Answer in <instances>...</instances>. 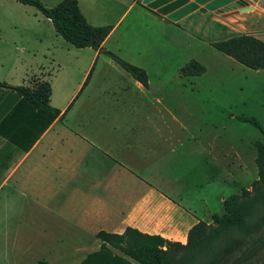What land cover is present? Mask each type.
Returning a JSON list of instances; mask_svg holds the SVG:
<instances>
[{
    "label": "rangeland",
    "instance_id": "rangeland-1",
    "mask_svg": "<svg viewBox=\"0 0 264 264\" xmlns=\"http://www.w3.org/2000/svg\"><path fill=\"white\" fill-rule=\"evenodd\" d=\"M36 1L50 9L61 0ZM243 1L246 5L242 7H224L217 13H200L186 21L170 22L147 9L141 0H76L89 25L111 27V36L94 62L92 49H77L64 42L36 8L0 0V82L31 87L42 77L49 84V105L59 110L92 69L87 78L91 85L76 100L70 125L87 123L88 116L82 112L88 110V104L97 107L90 124H119L114 116L103 117L110 113L104 94L120 86L130 87L122 79L130 75L105 55L110 52L145 71L148 88L143 91L161 97V107L169 108L183 120L189 119L193 126L223 128L225 145L231 146L233 140L244 144V154L248 151L249 159L241 156L240 162L231 166L232 176L225 180L223 189L213 188L211 192L210 186L202 188L204 178L198 181L183 177L201 184L192 188L195 195L208 193V212L199 214L202 221H198L205 225L203 236H208V244H202L199 253L191 257L185 250L169 246L166 264H264V200L255 205L248 234L217 229L211 219L223 213L215 192L225 198L250 190L257 179L254 143L264 138V70L248 69L211 47L212 43L245 33L262 37L264 0ZM247 7L251 9L242 11ZM190 61L201 64L205 72L197 77H181L179 69ZM10 94L17 106L24 105L18 96ZM235 117L253 118L262 132ZM75 179L65 174L64 195L58 198V205L62 199L64 219L62 226L52 225L48 234L44 233L39 214L25 222L11 213V208H25L23 198L0 197V205L6 208L0 211V264H80L87 254L99 249L97 238L89 231H80L77 225L83 213L108 202L102 196H93L94 181ZM135 241L136 237L130 235L122 243L113 242L105 248L114 257L139 264L132 258ZM167 247L163 244L160 249Z\"/></svg>",
    "mask_w": 264,
    "mask_h": 264
},
{
    "label": "crops",
    "instance_id": "crops-1",
    "mask_svg": "<svg viewBox=\"0 0 264 264\" xmlns=\"http://www.w3.org/2000/svg\"><path fill=\"white\" fill-rule=\"evenodd\" d=\"M195 14L200 13L193 12L181 21ZM99 54L93 51L92 59L95 56L96 61ZM122 79L130 87L120 86L104 94L110 113L103 117L114 116L119 124H90L97 109L90 104L82 112L88 116L87 123L69 124L76 100L91 85L89 79L84 85L83 78L80 80L66 102L72 99L71 106L66 109L65 104L59 109L62 116L52 119L25 102L17 106L10 91L0 88V197L23 198L25 208H11V213L25 222L39 214L48 234L52 225L62 226L64 219L62 199L58 205V198L64 195L65 174L75 180L83 177L95 182L93 196L104 197L108 204L83 213L77 225L80 231H89L96 238L100 231L120 235L130 228L184 244L188 230L202 221L199 214L208 212V193L195 195L192 188L201 184L183 177L204 178L202 188L210 186L211 192L223 189L232 176L231 166L241 156L249 159L248 151L244 154L246 148L238 140L225 145L223 128L193 126L189 119L161 107V97L143 91L132 77ZM37 81H43L42 77ZM215 199L221 205L224 196L215 192ZM4 209L0 205V211Z\"/></svg>",
    "mask_w": 264,
    "mask_h": 264
},
{
    "label": "trees",
    "instance_id": "trees-1",
    "mask_svg": "<svg viewBox=\"0 0 264 264\" xmlns=\"http://www.w3.org/2000/svg\"><path fill=\"white\" fill-rule=\"evenodd\" d=\"M13 1L36 8L50 22L54 32L64 42L77 49L90 48L100 53L101 44L111 31L109 26L89 25L79 11L76 0H61L50 9L43 7L36 0ZM211 47L248 69L264 70V33L260 39L248 33L236 35L212 43ZM105 55L142 87L147 88V76L143 69L124 62L110 52H105ZM91 70L90 68L82 83L83 85ZM204 72V67L196 61H190L179 69L181 77H197ZM0 88L15 93L23 102L31 105L48 118L62 116L59 110L49 105L50 88L46 81H37L31 87L14 86L0 82ZM72 101L66 109L71 106ZM237 119L253 125L262 132L260 125L253 118L238 117ZM254 146L256 149L254 164L257 179L251 183L250 190H244L241 195L230 194L223 199V213L221 215L214 214L211 218L217 229L236 231L244 235L251 231L253 225L251 214L255 211V205L262 203L264 200V138L263 142L257 141ZM204 227L203 222H197L192 226L187 232L184 244L169 242L159 236L141 234L130 228H126L120 235L100 231L96 234V238L100 243L99 249L87 254L80 264H130L121 258L110 255L105 248V245L113 244V242L122 243L130 235L136 237L135 252H133L132 258L139 264H166L165 257L171 251L169 246L185 250L184 252L191 257L199 253L202 244L205 246L208 244V236H203ZM192 237L194 238L191 239ZM163 244L168 246L165 250L160 249ZM182 261L185 262L186 259L183 258Z\"/></svg>",
    "mask_w": 264,
    "mask_h": 264
},
{
    "label": "water",
    "instance_id": "water-1",
    "mask_svg": "<svg viewBox=\"0 0 264 264\" xmlns=\"http://www.w3.org/2000/svg\"><path fill=\"white\" fill-rule=\"evenodd\" d=\"M141 4L170 22H177L193 12L208 15L224 7H242L243 0H141ZM244 8L242 11L250 10Z\"/></svg>",
    "mask_w": 264,
    "mask_h": 264
}]
</instances>
